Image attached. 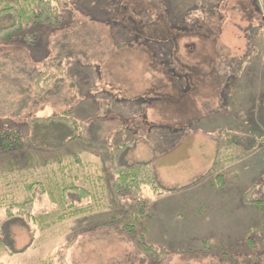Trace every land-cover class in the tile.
<instances>
[{
    "label": "rangeland",
    "instance_id": "374dc122",
    "mask_svg": "<svg viewBox=\"0 0 264 264\" xmlns=\"http://www.w3.org/2000/svg\"><path fill=\"white\" fill-rule=\"evenodd\" d=\"M92 1L71 5L64 11V20L68 19L58 27H26L11 42L0 44V130L17 129L25 137L30 117L71 109L87 127L86 141L70 142L60 153L101 164L110 176L104 181L110 192L103 188V201L58 211V199L50 196L47 201L53 211L32 219L30 227L21 219L9 222L5 235L19 253L0 252V264H232L225 254L237 257V264H264V213L259 225L258 213L252 209L248 221H255V228L246 234L218 236L225 244L220 239L207 253L201 250L207 241L214 243L210 236L186 235L178 228L166 232L158 243L167 252L163 260L148 257L126 232L96 228L115 220L120 227L133 224L137 234H143L140 224L146 203L140 211L135 204H121L112 192L110 152L123 144H129L117 159L123 166L153 159L155 152L212 147L209 141L220 151L229 147L244 156L217 168L229 171L227 190L243 194L249 205L264 200V0ZM70 11L78 21L69 19ZM29 36L35 39L30 41ZM52 54L53 59L77 56L83 65L98 68L100 76L81 67L80 78L69 73L61 85L63 96L51 100L32 85L30 105L17 107L20 95L15 88L21 86L14 82L17 68L34 60L52 74L45 69L50 66L44 67ZM153 58L165 70L159 81L148 79ZM23 70L32 74L29 67ZM53 84L47 82L48 88ZM99 89L116 91L120 104L110 105L103 98L98 108L88 111L82 104L76 106L79 96ZM119 125L140 132L120 133ZM30 151L36 152L25 148L20 154L22 166L33 164L1 179L3 196L26 197L22 188L35 181L44 183L42 190L49 189L50 175L43 165L55 156L39 151L35 160ZM153 165L158 177L160 165ZM170 177H174L171 171ZM151 191L144 188V196ZM41 210L37 214L48 211Z\"/></svg>",
    "mask_w": 264,
    "mask_h": 264
},
{
    "label": "trees",
    "instance_id": "16d2710c",
    "mask_svg": "<svg viewBox=\"0 0 264 264\" xmlns=\"http://www.w3.org/2000/svg\"><path fill=\"white\" fill-rule=\"evenodd\" d=\"M64 1L68 0H0V44L11 42L26 27L36 25L58 27L64 20V11H62ZM29 39L31 41L35 38L29 36ZM34 77L39 91L45 94L48 88L47 82L50 85L55 78V74H48L45 70H41L37 71ZM15 89L17 91V88ZM16 106L18 107L17 104ZM28 122V136L25 137L17 129L0 130V252L10 255L19 252H16L11 242L6 238L5 228L7 224L14 219H21L30 227L32 219L35 220L38 216L41 218L43 215L46 216L48 212L53 211L51 204H48L47 201L50 196L53 199H58L55 211L61 208L69 210L76 207L77 203L103 201V198L95 196L92 191V189L97 188V183L100 182V178L96 176V172L93 170V163L83 160L79 156H63L60 153L61 149L70 142L86 141L87 127L74 117L72 110L68 109L48 116H32ZM128 147L129 144H123L110 152L115 176L112 192L121 204H135L140 207L141 211L145 206L144 188L150 187L154 193H161L163 190L160 187L152 163H138L132 166L118 165V156ZM25 148L55 156V158L49 160V164L43 165L45 168L48 167L50 180L49 183L47 181L45 183L50 187L42 190V187L46 188L44 183L35 181L22 188L26 197L8 198L3 196L1 179L12 175L15 170H20L24 166L27 167V164H33L29 162L22 166L24 158L20 154L23 153ZM36 152L34 154L30 151L32 159L35 158L36 160L38 158V156H35ZM243 156V153L236 154L229 147L223 149L219 160L204 178L211 175L217 165L227 166V164L229 165V163L239 160ZM104 188L106 189L105 184ZM30 192L33 193L32 196L29 195ZM48 192L50 195H48ZM40 196H43V199L39 198ZM84 199H86V202L83 201ZM41 201H45L41 204L43 210H48L43 211V214H39L42 211V207H39ZM251 203L258 206L261 212L264 213V200L251 201ZM114 221L110 220L109 224L99 225L96 228L110 226L126 232L141 250L152 259L163 260L167 256L165 250L149 244L145 240L144 234H137L135 225L127 223L120 227ZM204 247L201 252L207 253L214 245L209 240ZM29 249L27 248L22 252L25 253ZM224 257L232 264H237V257H230L227 254Z\"/></svg>",
    "mask_w": 264,
    "mask_h": 264
},
{
    "label": "crops",
    "instance_id": "0c3cea01",
    "mask_svg": "<svg viewBox=\"0 0 264 264\" xmlns=\"http://www.w3.org/2000/svg\"><path fill=\"white\" fill-rule=\"evenodd\" d=\"M84 1L89 2V4L94 3L92 0H68L65 1L62 5V10L68 12V10L71 9V5L77 7L78 5H82ZM74 14L75 13L73 12L68 14V17L72 22H76L79 19L78 15ZM67 19L68 18H66L64 21H66ZM64 40L65 37L62 39V41ZM51 56L52 60L49 61L51 59ZM46 58L48 59L45 61L46 64H44V67H50L45 69H50L49 71H52V73L55 74V77L56 75L59 76L58 78L53 80L54 84L51 85L50 88H47V100H51V97H54L55 95L63 96L61 85L65 82L66 79L69 78V73L77 75L80 78L82 74L81 67L87 69L88 71L94 69L91 65H83L80 60L77 61V56L73 58V56L71 55L69 59L59 55L57 58L53 59L52 54L50 55V57ZM29 59L32 60L31 55L29 56ZM54 60H56L57 62H54ZM41 61L42 60H40V62ZM39 64L40 63L33 60L31 61L29 66L17 68L19 69V72L14 82L21 85L20 88H17V95H20L18 98L19 100L16 101V104L18 106H22V104L23 106L27 104V106L30 105L31 91L29 90V87H31L32 85L36 86V80L34 77L35 73L37 71L44 70L43 67L39 66ZM41 65L43 66V64ZM149 65L151 66L147 69V75L149 76L148 79L150 81H159L160 74L163 75L165 73V70L160 65V62L155 58L151 59V63ZM28 67L32 74L23 70H27ZM94 70H96L98 75L99 73H101L98 68ZM24 84H28V86L24 87ZM99 90L100 91L97 93L92 92L88 95L79 96L75 103L76 106H78V104H82V108L85 111H88L87 109H90L91 107L98 108L97 104L103 102V98L111 103L110 105H112V103H116V105L120 104V97L119 94L116 93V91L113 92L112 90V92H110L109 90ZM78 92L79 91L77 90V94ZM157 92H159V88H157ZM91 102L93 106L90 104ZM96 113L97 112H95L94 114L96 115ZM116 129L118 130V132L125 134L140 132L138 129L132 128L129 130L128 128L120 125L118 127L116 126ZM98 133H101V129ZM208 138L210 137L208 136ZM209 142L211 143L212 147L204 148L199 146H192L189 148H179L176 151L170 152H155L154 154H152L154 155L153 159L141 162L152 164L154 162L156 164L159 163L161 168V175H158V181L163 191L157 194L151 191V195L149 197H145L143 189L146 209L143 217L144 219L141 220L140 226L142 228L145 240L149 244L159 247L158 243L162 241L161 237L166 232H172L173 228H178L182 233L186 235L192 234L193 236H210L211 239L213 238V244L217 242L219 243V240L221 239V241H223V244H225V241L218 236H232L238 235L239 233L246 234L253 227L255 228V221H253L254 223L248 221L251 216V212L248 209H252L251 211L253 213H258L260 225L262 219L261 209L254 204L249 205L245 200L243 194L233 195L229 190H227V177L229 172L226 171L227 168L219 170L217 168L221 166L217 165L215 171L208 177L204 178L207 173L214 167L215 163L219 160L221 154L219 147L216 145L215 146L217 148L213 146L215 142ZM93 167L94 172H96V176L100 178V182L97 183V188L92 189V191L94 192L95 196L100 195V197L102 198L103 188L105 184L104 181H108L109 175L107 172H105L106 169L103 168L101 164L93 163ZM112 170L113 168L111 166V171ZM107 171H109V168H107ZM170 171L174 175L172 179L170 177ZM105 186L106 192L107 194H109V191H107L108 183L107 185L105 184ZM83 201L86 202V199H84ZM231 217H237V221L232 223L230 221Z\"/></svg>",
    "mask_w": 264,
    "mask_h": 264
}]
</instances>
